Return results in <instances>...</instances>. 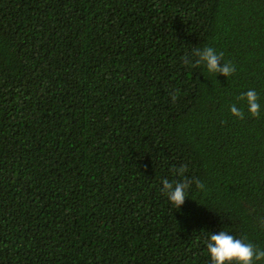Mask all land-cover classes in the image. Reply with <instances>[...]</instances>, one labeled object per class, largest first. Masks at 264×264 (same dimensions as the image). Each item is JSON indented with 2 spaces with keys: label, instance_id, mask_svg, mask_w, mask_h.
Masks as SVG:
<instances>
[{
  "label": "trees",
  "instance_id": "16d2710c",
  "mask_svg": "<svg viewBox=\"0 0 264 264\" xmlns=\"http://www.w3.org/2000/svg\"><path fill=\"white\" fill-rule=\"evenodd\" d=\"M220 231L264 250V0H0V264H212Z\"/></svg>",
  "mask_w": 264,
  "mask_h": 264
},
{
  "label": "clouds",
  "instance_id": "9594fccd",
  "mask_svg": "<svg viewBox=\"0 0 264 264\" xmlns=\"http://www.w3.org/2000/svg\"><path fill=\"white\" fill-rule=\"evenodd\" d=\"M200 59L206 62L209 73H220L229 76L234 71L233 66L230 64L225 63L224 66H220L221 55H218L211 47L204 49ZM173 99H175V96H173ZM240 99L247 100L248 112L251 116L259 115L260 106L257 103L255 90H249L246 96H242ZM230 111L233 116L243 119V112L237 111L235 106ZM181 171L183 172V169ZM198 187H203V185L198 184ZM164 188L167 190L165 194L169 202L179 208L186 199L187 184H173L164 181ZM206 245L212 264H255L258 261H264V250H258L252 243L237 239L225 231H220L216 235L210 234Z\"/></svg>",
  "mask_w": 264,
  "mask_h": 264
}]
</instances>
